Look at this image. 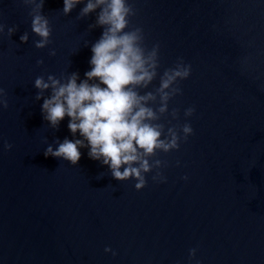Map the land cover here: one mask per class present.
Here are the masks:
<instances>
[{
    "label": "water",
    "instance_id": "95a60500",
    "mask_svg": "<svg viewBox=\"0 0 264 264\" xmlns=\"http://www.w3.org/2000/svg\"><path fill=\"white\" fill-rule=\"evenodd\" d=\"M131 2L147 46L160 45L161 72L178 58L191 65L169 109H180L181 124L184 109H196L188 142L158 153L168 162L167 183L149 174L141 191L134 180H115L87 147L75 167L44 155V138L55 150L56 140L74 137L67 117L58 130L48 127L34 80L73 72L85 79L103 31H89L96 15L77 20L84 5L64 16L63 0H45L53 31L48 48L37 50L30 9L0 0V22L18 26L12 42L0 41L9 102L0 112V264H264V0Z\"/></svg>",
    "mask_w": 264,
    "mask_h": 264
},
{
    "label": "clouds",
    "instance_id": "9594fccd",
    "mask_svg": "<svg viewBox=\"0 0 264 264\" xmlns=\"http://www.w3.org/2000/svg\"><path fill=\"white\" fill-rule=\"evenodd\" d=\"M19 2L30 9L31 33L38 37L33 41L34 47L48 48L53 29L48 17L42 14L45 0ZM63 5L64 16L84 5L76 19L95 14V23L89 25V31L96 28L103 31L91 46V70L85 72V79L80 80L79 73L73 72L40 75L34 80L38 90L35 100L43 99L41 112L48 127L58 130L67 117V127L74 137L63 142L56 140L55 150L44 138L43 143L48 145L45 157L62 159L75 167L81 159L80 149L87 147L90 159L107 166L119 182L134 180L136 191L147 186L149 174L153 183H167L163 170L168 162L159 159L158 153L178 152L181 144L194 135L187 121L194 115L195 107L184 109L182 124L178 122L180 109H169L170 102L183 95L181 85L190 78L191 65L178 58L172 67L161 72L160 45L148 47L143 28L132 23L137 10L131 0H63ZM17 31V25L0 22V41L5 37L11 41ZM20 40L27 43L29 32L21 35ZM84 46H88L87 41ZM56 55L54 48L49 49V57ZM36 64L43 66L44 60L38 59ZM157 79L159 86L152 87ZM46 92L50 95L45 96ZM8 109L7 92L0 88V112ZM77 133L81 139H75ZM12 148V144L3 141L4 151L10 152ZM176 166H180L179 160ZM104 175L101 173L97 179ZM181 179L187 181L188 176ZM104 251L117 255L111 248ZM196 253L195 248L189 250V261L196 258Z\"/></svg>",
    "mask_w": 264,
    "mask_h": 264
}]
</instances>
